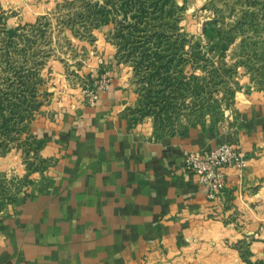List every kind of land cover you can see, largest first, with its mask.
<instances>
[{"label":"rangeland","instance_id":"rangeland-1","mask_svg":"<svg viewBox=\"0 0 264 264\" xmlns=\"http://www.w3.org/2000/svg\"><path fill=\"white\" fill-rule=\"evenodd\" d=\"M112 64L138 134L230 129L264 105V0H0V210L49 168L42 127Z\"/></svg>","mask_w":264,"mask_h":264},{"label":"crops","instance_id":"crops-1","mask_svg":"<svg viewBox=\"0 0 264 264\" xmlns=\"http://www.w3.org/2000/svg\"><path fill=\"white\" fill-rule=\"evenodd\" d=\"M112 66L94 106L42 127L50 166L0 210V264L264 262V105L225 131L147 138L122 118L130 93ZM222 144L245 162L210 199L184 157Z\"/></svg>","mask_w":264,"mask_h":264},{"label":"built area","instance_id":"built-area-1","mask_svg":"<svg viewBox=\"0 0 264 264\" xmlns=\"http://www.w3.org/2000/svg\"><path fill=\"white\" fill-rule=\"evenodd\" d=\"M111 85L109 77L101 78L97 86L87 93V104L94 106L100 92ZM244 163L241 153L230 146L223 145L203 155L186 154L184 169L194 173L207 190L210 199H215L224 189L225 171L229 167H240Z\"/></svg>","mask_w":264,"mask_h":264}]
</instances>
